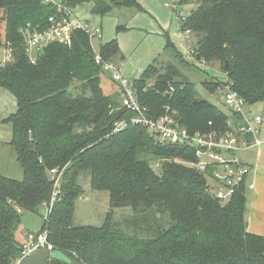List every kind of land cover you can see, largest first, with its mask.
Wrapping results in <instances>:
<instances>
[{"label":"trees","instance_id":"trees-1","mask_svg":"<svg viewBox=\"0 0 264 264\" xmlns=\"http://www.w3.org/2000/svg\"><path fill=\"white\" fill-rule=\"evenodd\" d=\"M61 1L81 18L76 10L86 4L82 14L99 17L141 9L137 0ZM53 11L39 0H0V48L12 51L11 60L0 64V87L17 105L2 119L11 124V138L0 143L12 146L23 170L21 179L0 173V264H16L27 234L43 231L53 251L65 256L46 264H264V236L251 233L246 219L250 173L224 203L210 194L205 174L175 160H194V150L160 145L140 125L114 132V123L133 113L123 107L120 93L104 92L86 32L76 31L70 42L52 43L33 58L28 54L21 27L44 25ZM184 26L193 33L196 60H219L250 105L264 103V0H197ZM166 49L178 64L156 59L134 79L140 102L154 116L170 105L193 132L228 130L226 111L200 97L180 67L196 64L169 40ZM119 52L116 39L101 45L105 60ZM220 84L202 81L213 92ZM90 190L109 194L110 209L100 225L75 221L76 203ZM43 208L41 229L27 230L25 213Z\"/></svg>","mask_w":264,"mask_h":264},{"label":"built area","instance_id":"built-area-1","mask_svg":"<svg viewBox=\"0 0 264 264\" xmlns=\"http://www.w3.org/2000/svg\"><path fill=\"white\" fill-rule=\"evenodd\" d=\"M42 4L50 5L53 13L48 17L46 24H34L27 22L20 29L25 41L26 49L31 58L40 53L45 47L55 42H70L76 31H84L89 35L91 46L94 50L95 62L99 64L103 72H110L112 79L117 83L124 108L133 113V116L116 121L114 132L124 130L130 125H140L148 130L154 140L160 145L177 146L195 151V159L184 161L199 172L205 174L209 192L212 196L226 203L229 202L237 190L245 181L251 170L241 156V152L252 147L263 144L261 137L264 128V103L262 109L257 111L256 105H250L240 93L234 89V83L228 74L220 75V86L216 92L227 107L226 127L228 130L190 131L181 124L179 112L170 105L164 107V113L154 116L149 108L143 105L137 95L135 81L122 75L120 67L112 60H105L98 52L93 41L103 38L101 27L92 26L87 20L79 17L74 10L61 0H39ZM187 0H162L164 6L174 10L182 34L187 37L193 45V33L191 29L184 26L189 14L178 11L179 3ZM6 52L5 64L12 58L10 48ZM194 56V48L190 51ZM197 66L205 64L194 58ZM199 62H201L199 64ZM153 82L149 83L152 86ZM174 91L170 85L169 95ZM213 125L212 122L209 123ZM58 171L51 170L55 175ZM60 175L55 182V190L52 195L51 205L57 196V186ZM252 186V185H251ZM46 247L52 251V245L48 241V233L27 234L22 256H27L40 248ZM20 257V258H21ZM19 258V259H20ZM18 259V260H19ZM17 260V261H18ZM16 261V263H17Z\"/></svg>","mask_w":264,"mask_h":264},{"label":"rangeland","instance_id":"rangeland-1","mask_svg":"<svg viewBox=\"0 0 264 264\" xmlns=\"http://www.w3.org/2000/svg\"><path fill=\"white\" fill-rule=\"evenodd\" d=\"M155 1L140 0L142 9L132 19L130 18V10L134 9L129 8H123L119 12L118 9H115L113 13L104 17L93 16L88 12L82 14L83 11L89 8V4L83 6L85 8L84 10H76L84 19H92V22H90L92 25L97 24L102 27L103 38L93 41L94 47L98 52H100L101 45L104 42L115 38L118 40L120 53L116 56L115 62L124 65L122 75L125 77L139 78L148 65L156 59L159 61H174V63L178 64L172 52L169 50L167 52L165 48L168 40L174 43L175 47L183 54L188 62L196 64L194 58L185 50L173 9L169 11L161 0H157L156 2H158L160 7L158 10H154L153 3ZM196 1L187 0L184 3H179L178 11L186 15L189 14L196 7ZM119 23L125 24L126 28L117 30L116 26ZM185 44L190 48L191 43L187 37L185 38ZM4 52L0 49V61L6 58ZM180 67L195 82L200 97L209 100L223 111L227 110L224 101L218 96L217 92H213L202 85V81L206 78H214L216 80L221 78L220 75L223 71L219 60L209 62L207 65L204 63L200 66L194 65L190 69L184 66ZM100 76L101 86L104 92L106 94L113 92L116 84L112 82L111 73L102 72ZM0 91L5 94L2 98L0 97V130H4L5 128H9L8 126H11V124L3 123L2 118L16 111L17 105L11 93L1 87ZM262 106L263 102H260L255 107L257 111H260ZM3 139V137H0L1 141H5ZM0 173L17 179L23 177L22 167L16 160L14 150L10 144L0 143ZM109 209L108 192L87 191L81 195L76 203L75 221L78 224L100 225L103 223ZM123 211L118 209L117 215L122 214ZM46 214L47 211L45 208L41 209L38 214L25 213L23 225L28 230L37 232L41 229ZM19 236L22 240L24 239L23 233H20ZM53 254L59 258L65 257L60 251H54Z\"/></svg>","mask_w":264,"mask_h":264},{"label":"crops","instance_id":"crops-1","mask_svg":"<svg viewBox=\"0 0 264 264\" xmlns=\"http://www.w3.org/2000/svg\"><path fill=\"white\" fill-rule=\"evenodd\" d=\"M156 1L153 3L154 4L153 9L154 10H158L160 7L158 5V2H156ZM137 2L142 9L140 0H137ZM194 8H196V7H194ZM141 9L130 10V15H131L130 18L132 19L137 14V12L141 11ZM167 9H169V11H170L171 8H167ZM118 12H119V10H118ZM173 13L175 15L176 21L178 22V19H177L175 12H173ZM119 15H121V14L119 13ZM118 25H121V26L123 25L126 28L125 24L119 23ZM117 26H116V29H117ZM177 26H179V25L177 24ZM101 29H102V27H101ZM121 29H123V28H121ZM178 29H180V27H178ZM179 32H180L185 50L187 51L188 54H190V51L192 50L193 45H190V48H189V46H187L185 44V38L186 37L182 34L181 29L179 30ZM111 40H113V39H111ZM111 40H109V41H111ZM109 41H106V42H109ZM192 41H194V40L192 39ZM106 42H104V43H106ZM165 48H166V45H165ZM0 49L4 52L3 48H0ZM4 55H6V52H4ZM190 55L192 56V54H190ZM192 58H194V56H192ZM5 59L6 58H3L0 61V64H3ZM115 60H116V56L114 57L113 61L115 62ZM117 65L120 67L121 72H122V68L124 65L123 64H117ZM132 79H134V78H132ZM112 82H114L116 84V87L113 89V92H111L110 94H119V88H118L117 83L114 80ZM3 93L4 92L0 91V97L1 98L5 95ZM10 132H11L10 128H5L4 130H0V137H3L4 138L3 140L8 141L11 138ZM261 137L263 139V144L261 146H259V147L255 146V147L250 148L249 150L243 151V152H241V156L248 164L251 165L250 174H249L248 180H247L248 189H247L246 219H247V224H248V230L251 233L264 236V128H263Z\"/></svg>","mask_w":264,"mask_h":264},{"label":"water","instance_id":"water-1","mask_svg":"<svg viewBox=\"0 0 264 264\" xmlns=\"http://www.w3.org/2000/svg\"><path fill=\"white\" fill-rule=\"evenodd\" d=\"M53 253L54 251L43 247L30 255L22 256L16 264H46L49 258L56 257ZM67 262L68 264H79L73 260H67Z\"/></svg>","mask_w":264,"mask_h":264}]
</instances>
